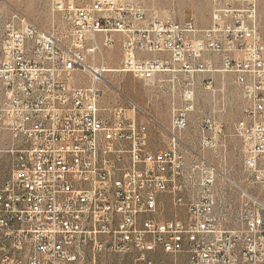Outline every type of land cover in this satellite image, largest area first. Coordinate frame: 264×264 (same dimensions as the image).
<instances>
[{
    "label": "built area",
    "instance_id": "2783aa9c",
    "mask_svg": "<svg viewBox=\"0 0 264 264\" xmlns=\"http://www.w3.org/2000/svg\"><path fill=\"white\" fill-rule=\"evenodd\" d=\"M55 10L65 28L44 29L0 7V152L12 163L0 182V264H264L258 0H213L208 27L149 14L129 0H60ZM117 34L120 72L139 80L173 75L164 147L152 148L148 121L138 113L162 125L134 101L101 104L105 52ZM202 72L234 76L243 98L234 134L244 170L263 193L239 187L231 226L216 210L217 169L204 154L188 163L184 151L183 133L198 105L191 81L179 99L175 87L180 74ZM205 88L216 96L213 81ZM200 131L204 145L220 139L226 147L219 120L204 118ZM164 196L183 216L161 217Z\"/></svg>",
    "mask_w": 264,
    "mask_h": 264
},
{
    "label": "rangeland",
    "instance_id": "374dc122",
    "mask_svg": "<svg viewBox=\"0 0 264 264\" xmlns=\"http://www.w3.org/2000/svg\"><path fill=\"white\" fill-rule=\"evenodd\" d=\"M60 0H0V7L5 10L13 8L19 10L26 17L35 21L41 28H65L67 25L61 14L55 10V3ZM67 4L82 6L90 0H62ZM142 5L149 14L160 17H170L176 20H194L200 27H208L212 21L213 0H129ZM260 31L264 40V0H258ZM114 45L106 52L107 67L119 69L122 61V36L117 34ZM219 62L218 58H214ZM107 82L100 86L103 90L102 105H125L126 98L134 101L144 112L149 113L162 126L150 121L143 112L138 113L140 120L148 121L149 126L157 127L163 135H167L164 128L169 127L170 104L172 95V74L163 73L155 79L139 80L130 73L106 72ZM181 84H176L175 96L178 98L181 86L186 80L193 83L196 95L197 109L190 116L188 129L183 133L187 146L184 147L188 163L196 159L197 154H204L218 171L215 184L217 198V214L224 226L237 223L241 204L242 187L251 193L263 195L261 189L251 184L243 167L242 146L234 134V124L242 116L243 98L236 84L234 76L229 72H202L192 76L180 74ZM213 81L218 92L216 96L205 88L207 82ZM121 93V94H120ZM179 99V98H178ZM217 106H213V101ZM219 105V106H218ZM215 110V111H214ZM214 117L223 125L226 134V147L222 140L215 139L214 145H204L201 136V124L204 118ZM164 127V128H163ZM212 135V132L208 133ZM164 147L156 137L152 140V148ZM11 158L7 153L0 152V182L7 178L11 171ZM160 214L163 218H170L184 214L177 208L168 196L160 202ZM164 259H168L167 256Z\"/></svg>",
    "mask_w": 264,
    "mask_h": 264
},
{
    "label": "crops",
    "instance_id": "0c3cea01",
    "mask_svg": "<svg viewBox=\"0 0 264 264\" xmlns=\"http://www.w3.org/2000/svg\"><path fill=\"white\" fill-rule=\"evenodd\" d=\"M149 134H150V139L151 140H153V139H155L157 137L159 139L160 143H164L168 139L167 135L166 136L163 135L162 132H160V130L157 127H155V126H149Z\"/></svg>",
    "mask_w": 264,
    "mask_h": 264
},
{
    "label": "bare ground",
    "instance_id": "6f19581e",
    "mask_svg": "<svg viewBox=\"0 0 264 264\" xmlns=\"http://www.w3.org/2000/svg\"><path fill=\"white\" fill-rule=\"evenodd\" d=\"M95 69H97V67H95ZM119 71L116 67H108L107 68V72L111 73V72H117Z\"/></svg>",
    "mask_w": 264,
    "mask_h": 264
}]
</instances>
